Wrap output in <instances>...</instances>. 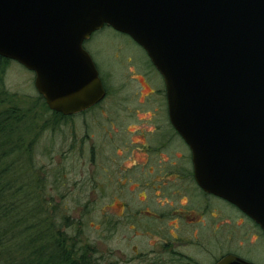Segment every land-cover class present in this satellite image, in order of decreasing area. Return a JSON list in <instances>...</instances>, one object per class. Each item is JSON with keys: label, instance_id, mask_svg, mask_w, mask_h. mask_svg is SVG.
I'll use <instances>...</instances> for the list:
<instances>
[{"label": "water", "instance_id": "95a60500", "mask_svg": "<svg viewBox=\"0 0 264 264\" xmlns=\"http://www.w3.org/2000/svg\"><path fill=\"white\" fill-rule=\"evenodd\" d=\"M103 27L161 76L198 186L264 232V0H0V58L35 74L49 110L73 115L105 96L83 49Z\"/></svg>", "mask_w": 264, "mask_h": 264}, {"label": "rangeland", "instance_id": "374dc122", "mask_svg": "<svg viewBox=\"0 0 264 264\" xmlns=\"http://www.w3.org/2000/svg\"><path fill=\"white\" fill-rule=\"evenodd\" d=\"M86 47L91 52L109 91V95L103 103L92 113L86 115V118L88 121L93 120L90 118L97 119V125L98 119L111 118L119 121L122 123L119 125L122 130L128 132V143H135L136 149L137 145L143 143L144 134L151 132L161 117L162 94L159 93V90L163 88L162 81L155 71L140 67L146 58L143 51L135 46L129 37L119 34L111 28L104 27L101 31L95 32L92 41L88 42ZM128 60L129 62H127ZM135 61L137 63L140 61V64ZM33 82V74L17 63L10 61L0 64V92L3 90L7 92V95L0 96L1 98L7 96V100L0 104V114L10 108L17 107L25 115L20 134L25 136L23 146L30 149L29 154L35 167L28 168L24 175L31 174L29 181L31 185L34 183L31 191L37 196L38 211H43L44 214L46 212L48 218L68 214L70 221H78L84 214L86 225L81 228L78 242L94 245L95 249H86V256L90 258H87L89 264H114L115 261L117 262L115 250L112 251V247L115 245L110 238L109 231L104 230L106 228L105 219L111 214V207L114 208L113 211L120 214L122 203L126 202V198L121 195L119 196L120 201L111 202V197L115 194L113 187L105 189V194H101L98 189L91 188L93 182L98 181L100 176L98 165L102 158L99 156L93 158L92 163H90L92 158H81L80 144L73 142L74 137L71 132L76 128L77 134L80 137L83 136L84 130L79 131L81 122L78 118L81 117L70 122H55L56 125H51L48 120L52 116L44 106ZM119 126L116 124L114 130L117 131ZM91 133L100 135L102 130L97 127L92 129ZM87 146L89 147L88 143ZM118 153L121 151L118 150ZM169 155L167 152L162 153L161 158L166 160ZM143 158V155H134L131 161L125 162V166L139 162ZM44 183L46 186L45 195L40 191V187ZM181 192L185 195V185L182 186ZM164 200H168V198L158 199V201ZM168 202L171 201L168 200ZM179 203L182 204V208L191 207L192 204L190 196L179 197L176 205L178 206ZM227 213L229 212L223 211L221 215L224 216V220L216 218L215 223L213 219L206 216L203 218L199 215L198 220L202 222L198 226L199 241L202 239L200 233H206L213 243L203 242L198 245L197 249L193 248L188 251L201 263L203 259L197 256L198 252H213L215 250H212L211 247L214 244L215 247L221 249V247H233L237 240L248 242V238H245L244 226L237 225L238 227H236L235 225L240 223L239 219H232L235 223L231 222L234 230L231 234L236 239L226 243L222 235H211L214 228H218L217 233H227L224 230V221L233 216L232 212ZM216 214L218 215V212ZM216 214L215 216H217ZM64 230L66 231L62 224L61 233ZM227 234L229 236L230 233ZM141 245L144 249L147 247L144 246L145 244ZM218 249L214 253L215 255L219 253ZM128 255L127 244L121 243L119 253H117L120 264H124L123 260ZM252 255L255 264H264V257Z\"/></svg>", "mask_w": 264, "mask_h": 264}, {"label": "flooded vegetation", "instance_id": "af4514ba", "mask_svg": "<svg viewBox=\"0 0 264 264\" xmlns=\"http://www.w3.org/2000/svg\"><path fill=\"white\" fill-rule=\"evenodd\" d=\"M93 34L88 40L84 41L83 49L89 54L94 63L98 77L105 90V96L100 102L79 113L69 116L61 114L64 119L59 120V122L66 123L81 117L78 118L81 122V130L79 129V131L82 132L84 130L83 136L80 137L77 134L76 128L71 131L74 137L73 142L80 144L81 158H92L90 163L93 162V158L98 156L102 158L100 165H98L100 176L98 181L93 182L91 188L98 189L101 194H105V189L110 186L111 188L113 187L115 194L111 197V202L120 201L119 196L121 195L126 198V202L122 203V212L118 214L111 207L112 212L105 219L106 228L104 230L109 231L110 238L115 245L112 247V251L115 250V258L117 259L114 264H120L117 253H119L121 243H126L129 249L128 257L123 260L124 264H217L226 256H234L250 264H255L252 254L264 257L263 230L234 205L213 194L206 193L198 186L194 178L191 151L172 126L168 117L163 80L150 62L145 51L130 37V41L140 48L146 57L145 62L140 67L155 71L162 81L163 88L159 90V93L161 92L162 94L160 104L161 117L157 120L155 128L151 132L144 134L143 143L139 144V146L137 145L136 149L135 143H128V132L122 130L119 126L122 123L119 121L111 118L98 119V125L95 118H90L93 120L88 121L86 115L97 109L109 95L106 82L101 76L91 52L86 47L87 43L92 41ZM115 59L117 60L116 56ZM137 64H140V61ZM28 72L32 73L35 79V74L31 71ZM42 100L44 102L43 98ZM45 106L47 107L46 104ZM48 111L51 115L56 113L49 109ZM48 121L51 125H56L55 122H58L54 120L53 116ZM116 124L119 126L117 131L114 130ZM97 127L102 130L100 135L91 133L92 129ZM118 150L121 153H118ZM165 151L170 154V158L163 160L161 156L162 153H166ZM178 152L179 155H177ZM139 154L143 155L145 160L143 158L139 162L125 166L126 161H131L134 155ZM184 185L185 195L181 192V188ZM182 196L186 198L190 196L191 207L182 208L181 203L178 206L176 205L177 199ZM161 197L168 198L171 202H168V200L158 201ZM215 208L218 210L215 211ZM223 211L225 213H233L232 218L225 220L223 225L225 227L224 230L230 234L228 236L227 233H217L218 228H214L211 235H222L226 243H229L231 240L236 239L231 234L234 231L231 222L235 223L232 219H239L240 223L235 225L236 227H238L237 225L244 226L245 238H248V242L237 240L233 247H221V249L220 247H215L214 244L211 249L215 251H209L211 254L198 250L197 256L203 259L201 263L188 251L193 248L197 249L198 245L203 242L213 243H211V239L206 233H200L202 239L199 241L198 226L202 222L198 220V217L199 215L203 218L206 216L209 219H213L215 223L216 218L220 220L224 218L221 215ZM217 212L218 215L216 214ZM141 244H145L144 246L147 247L144 249ZM90 248L91 250L95 249V247H87L86 249ZM217 249L219 253L215 255L214 253Z\"/></svg>", "mask_w": 264, "mask_h": 264}, {"label": "trees", "instance_id": "16d2710c", "mask_svg": "<svg viewBox=\"0 0 264 264\" xmlns=\"http://www.w3.org/2000/svg\"><path fill=\"white\" fill-rule=\"evenodd\" d=\"M7 62L0 58V64ZM2 95L7 92L1 91ZM5 100L7 96L0 97V104ZM21 111L14 107L0 114V264H87L86 248L94 245L78 242L86 225L84 214L70 221L68 214L48 218L38 211L31 174L24 175L35 166L30 149L23 146ZM51 116L58 122L64 119L57 113ZM40 191L45 195V183ZM62 224L66 231L61 233Z\"/></svg>", "mask_w": 264, "mask_h": 264}]
</instances>
